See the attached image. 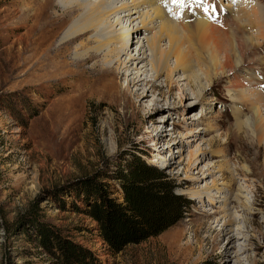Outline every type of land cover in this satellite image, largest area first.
Returning a JSON list of instances; mask_svg holds the SVG:
<instances>
[{"label":"rangeland","instance_id":"374dc122","mask_svg":"<svg viewBox=\"0 0 264 264\" xmlns=\"http://www.w3.org/2000/svg\"><path fill=\"white\" fill-rule=\"evenodd\" d=\"M18 1L0 0V27L5 12L14 10ZM209 3L216 6L215 24L224 25L220 30L223 35L227 30L229 43L233 32L227 19L239 20L247 39L255 37L259 58L257 78H252L255 85L248 82L246 70L236 77L228 68L209 86L205 74L221 73L219 65L214 71L210 68L214 50L201 47L197 29L182 27L194 24L187 23L184 16L214 23L202 7L179 9L168 0V6L182 17L177 18L159 1L179 33L172 39L164 33L160 39L165 22L158 20L149 31L140 27L131 33L129 40L135 43L131 52L122 55L128 61L142 49L151 56L141 46L147 47L145 38L154 36L158 53L168 55L170 40L175 41L188 53L191 65L174 72V80L188 76L207 99L195 107L187 105L190 99L185 107L175 104L170 109L165 103H156L168 92L159 86L140 105L128 81L143 74L142 65L119 76L109 89L107 83L94 85L92 63L75 66L77 51L85 52L80 48L67 55L66 62L72 65L68 79L20 67L10 75L0 62V264H65L52 235L74 250L70 254L79 262L72 264H234L233 253L222 259L216 248L219 232L232 213L239 220L228 230L249 231L246 240L236 242L248 248L242 264H264V27L263 35L259 34L260 28H250L253 23L246 19L256 15L264 23V0ZM142 13L152 14L149 7ZM137 17L128 20L123 30L121 26L113 30H131L130 23L138 26L141 22L134 20ZM116 20L111 18L113 23ZM21 33L0 29V54ZM99 45L95 40L90 48ZM112 46L120 48L121 44ZM145 63L148 71L144 76L154 80L149 62ZM168 63L173 70L175 59L169 58ZM156 84L165 85V77ZM179 85L177 94L187 82L179 81ZM255 110L262 115L258 129L254 127ZM194 114H202L204 119L191 121ZM158 129L163 130L161 137L156 135ZM135 159L163 172L172 182L173 194L183 198L189 208L185 219L162 235L117 253L101 238L98 223L84 212L88 211L85 188L97 181L123 203L119 183L113 178ZM254 212L260 215L253 226L246 221L253 219ZM42 231L51 233L48 247L39 236Z\"/></svg>","mask_w":264,"mask_h":264},{"label":"bare ground","instance_id":"6f19581e","mask_svg":"<svg viewBox=\"0 0 264 264\" xmlns=\"http://www.w3.org/2000/svg\"><path fill=\"white\" fill-rule=\"evenodd\" d=\"M159 1L161 0H19L15 3L16 8L14 10L6 11L5 16L3 15L0 29L7 32L13 28L22 33L16 36L13 41L9 40L7 42V48L0 54V62L4 64L6 72L10 75L15 74L20 67L33 68L42 72L44 76L59 75L68 79L71 75L69 68L72 65L66 62L67 55L71 50L80 48L85 52L80 53V51H77L75 66L83 67L92 63L91 72L95 75L94 85L96 83L99 85L107 83L109 89L111 88L110 85L112 86L119 76L124 77L126 71L132 67L137 69L139 65H142L140 72L146 69L143 74L134 76V78L128 81L130 90L135 88L134 96L139 99L140 105L152 96L157 86L167 88L168 92H163L160 95L161 99L155 102L158 104L165 103L168 109L175 106V104L185 107L187 99L191 100L187 105L192 104L195 107L199 104H204L207 99L202 96V89L198 90V88H195L188 76L179 80L186 81L187 85L185 89L180 90V94L176 93L180 85L179 81L174 80L175 76L173 77L172 74L180 72L182 69L187 70L191 63L188 53L175 41L170 40L171 47L168 52L169 54L163 56V54L158 53V45L156 43L158 41L155 39V36L152 39L145 38L147 47L145 45L141 47L147 48L151 52V56H148L146 51L140 49L138 54L130 56L128 61L122 60V55H127L131 52L135 43L129 40L131 33L134 34V32L139 31L140 27L149 31L151 29L149 28L150 25L161 20L165 23L162 24L160 30V39L163 38L164 33L170 39L179 33V28L174 27L177 26L176 22L169 18L164 9L158 5ZM148 7L152 14L142 13V10ZM218 9L223 11L221 7H218ZM208 13L210 14H207L208 19L214 23L197 18L196 16H184L183 18L189 21L187 23L194 22V24H184L182 27H188L187 30L197 29L201 47L214 50V52L211 51V67H209L214 71V67L219 65L221 73L215 70L214 74L208 72L205 74V79L209 86H214L218 76L220 74L224 75L226 73L225 69L228 68L234 71L236 77L240 75L239 73L242 70H246L245 73L249 76L248 82L255 85L252 78L256 77L259 72V58L253 45L255 37L247 39L245 35L246 28L240 24L239 20L231 19L230 21V19H227V24L231 25L229 26L233 32L232 38H229L233 41V44L229 43V33L225 34L227 30L224 35L220 30L224 29V25L216 26L215 24L217 23L214 15L215 11L213 12L209 9ZM134 15L139 16L134 18V20L141 19L138 26L133 25L132 22L129 25L131 30L128 29L124 33H118L115 29L113 30L117 26H121L120 31L123 30L124 24L130 19L133 20ZM198 16L202 18L201 14H198ZM112 17H117L114 23L111 22ZM246 19L253 23V26L250 28H260L259 34H262L264 23L262 24L258 16L246 17ZM95 40H98L100 45L98 48H90V44ZM113 43L121 44L120 48H113ZM158 55H161V57L158 58ZM220 56H222V59H220ZM149 57H151V60ZM169 58L175 59L173 70L170 69ZM218 60L223 62L218 63ZM146 61L149 62L152 68L154 80L144 76L148 71V65H144ZM98 63L101 64L98 66ZM161 77H165V85L156 84ZM142 90L143 92H141ZM259 116H262L261 112L258 113L255 110L253 119L254 127L257 129L263 124L259 121ZM203 119L204 116L202 114H194L190 118L191 121L195 122L202 121ZM257 129L256 131H258ZM202 131L199 130V133H202ZM197 132L194 131L193 133L196 134ZM162 134L163 130H156L158 137H161ZM252 214L253 219L246 221V223L253 224L254 226L260 214L258 212ZM238 220L239 216L235 213L228 215V220L225 222L224 229L219 232L216 244V248L220 250L219 255L222 259L225 256H228L229 259L231 258V253L234 254V264H242V255L248 250L247 247H242V244H237L236 242L240 238L246 240L247 236L245 233H249V231H246L247 229H238L236 232L233 229L228 230V226H232ZM224 240L227 241L226 245H223Z\"/></svg>","mask_w":264,"mask_h":264},{"label":"trees","instance_id":"16d2710c","mask_svg":"<svg viewBox=\"0 0 264 264\" xmlns=\"http://www.w3.org/2000/svg\"><path fill=\"white\" fill-rule=\"evenodd\" d=\"M113 180L119 183L123 203L95 181L85 188L88 211L84 212L98 223L101 238L115 252L156 238L185 219L188 203L173 194L172 182L158 169L135 159ZM39 236L42 243L50 246V232L42 231ZM52 236L65 264L78 263L74 250Z\"/></svg>","mask_w":264,"mask_h":264},{"label":"snow or ice","instance_id":"6c2138e0","mask_svg":"<svg viewBox=\"0 0 264 264\" xmlns=\"http://www.w3.org/2000/svg\"><path fill=\"white\" fill-rule=\"evenodd\" d=\"M162 2H164V6L168 8L170 14L177 18H182L180 14L173 12L172 8L168 6V0H162ZM170 3L179 9L202 7L206 14L209 12V9L213 12L216 10V6L214 4H210L209 0H170Z\"/></svg>","mask_w":264,"mask_h":264}]
</instances>
